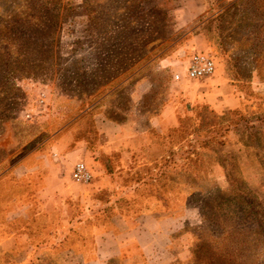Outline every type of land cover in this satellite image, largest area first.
Wrapping results in <instances>:
<instances>
[{"label": "rangeland", "instance_id": "1", "mask_svg": "<svg viewBox=\"0 0 264 264\" xmlns=\"http://www.w3.org/2000/svg\"><path fill=\"white\" fill-rule=\"evenodd\" d=\"M131 235V264H264V0H0V264Z\"/></svg>", "mask_w": 264, "mask_h": 264}, {"label": "built area", "instance_id": "2", "mask_svg": "<svg viewBox=\"0 0 264 264\" xmlns=\"http://www.w3.org/2000/svg\"><path fill=\"white\" fill-rule=\"evenodd\" d=\"M215 70L216 62L214 57L208 53L197 51L190 56L187 62L186 76L190 79H202L212 75ZM175 78H179V75L175 74ZM43 97L44 94L38 99V105L43 103ZM27 116H30V114L28 113ZM69 175L74 182L88 184L93 178V171L91 166L84 160H78L72 164Z\"/></svg>", "mask_w": 264, "mask_h": 264}, {"label": "crops", "instance_id": "3", "mask_svg": "<svg viewBox=\"0 0 264 264\" xmlns=\"http://www.w3.org/2000/svg\"><path fill=\"white\" fill-rule=\"evenodd\" d=\"M212 98H213V95H209L208 101H211ZM121 234H122V232H121ZM115 236L116 235H114L113 237H115ZM100 237H101V233L95 234V238L96 239L99 240ZM152 237L153 238H157L158 236L152 234ZM123 239H124L123 242H121L122 240H119V246H117V248H118L117 251H118V253H120V251H123V250H121V248H122V249H124V251L130 252V254L128 256V259H129L128 260V263L131 264L130 260L132 262L135 261V260H137L138 259L137 257H142L143 252L145 253V251H147V250H145L146 249L145 248L146 246L144 245L145 243L141 242V240H140L141 239V236H139V235H135V236L131 235L129 238H127V239L123 238ZM96 247H95L96 252L97 251L100 252L101 251V247L99 245H97ZM107 247L109 248L110 246H107ZM103 249L104 248H102V251H101L103 253V258H101V259L98 258L94 262L95 264H101L103 262H104L103 264H105V263L107 264V260L111 257V255H113V254L116 253L115 252L116 250L115 251L113 250L111 253H109L107 251L108 249L105 252L103 251Z\"/></svg>", "mask_w": 264, "mask_h": 264}]
</instances>
